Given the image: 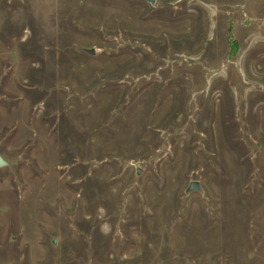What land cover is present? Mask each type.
Returning <instances> with one entry per match:
<instances>
[{
	"label": "rangeland",
	"instance_id": "1",
	"mask_svg": "<svg viewBox=\"0 0 264 264\" xmlns=\"http://www.w3.org/2000/svg\"><path fill=\"white\" fill-rule=\"evenodd\" d=\"M0 154V264H264V0H0Z\"/></svg>",
	"mask_w": 264,
	"mask_h": 264
},
{
	"label": "water",
	"instance_id": "2",
	"mask_svg": "<svg viewBox=\"0 0 264 264\" xmlns=\"http://www.w3.org/2000/svg\"><path fill=\"white\" fill-rule=\"evenodd\" d=\"M95 50L92 48L90 49V52H94ZM6 161L5 159L2 157V155L0 154V165H3L5 164ZM194 188H197V189H201V184L198 180H192L190 185H189V189H194Z\"/></svg>",
	"mask_w": 264,
	"mask_h": 264
}]
</instances>
